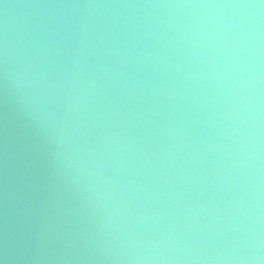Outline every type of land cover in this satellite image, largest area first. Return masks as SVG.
Here are the masks:
<instances>
[{
	"label": "clouds",
	"instance_id": "9594fccd",
	"mask_svg": "<svg viewBox=\"0 0 264 264\" xmlns=\"http://www.w3.org/2000/svg\"><path fill=\"white\" fill-rule=\"evenodd\" d=\"M0 264H264V0H0Z\"/></svg>",
	"mask_w": 264,
	"mask_h": 264
}]
</instances>
